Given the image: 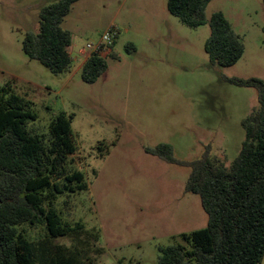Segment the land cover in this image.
I'll list each match as a JSON object with an SVG mask.
<instances>
[{
  "label": "rangeland",
  "instance_id": "rangeland-1",
  "mask_svg": "<svg viewBox=\"0 0 264 264\" xmlns=\"http://www.w3.org/2000/svg\"><path fill=\"white\" fill-rule=\"evenodd\" d=\"M54 1L0 0V85L29 101L37 119L28 127L35 132L47 134L62 112L73 116L77 150L65 172H82L89 185L57 197L73 231L54 243L75 248L85 264H157L160 246L183 242L182 233L207 226L208 214L201 197L185 191L190 167L145 147L171 144L187 162L207 145L226 165L238 156L242 123L259 94L227 78L264 81V2L208 4V20L222 11L245 45L242 58L223 67L205 50L209 23L186 25L168 10V0H80L63 22L72 34V68L54 74L22 48L26 33L39 29L41 8ZM111 28L114 42L102 54L108 68L87 83V44ZM25 228L32 239L46 235L43 227Z\"/></svg>",
  "mask_w": 264,
  "mask_h": 264
},
{
  "label": "trees",
  "instance_id": "trees-1",
  "mask_svg": "<svg viewBox=\"0 0 264 264\" xmlns=\"http://www.w3.org/2000/svg\"><path fill=\"white\" fill-rule=\"evenodd\" d=\"M78 1L56 0L44 5L39 13L38 31L27 32L22 42L28 57L54 74L69 71L73 65L72 34L63 22ZM210 1L168 0L167 8L192 28L209 23L211 32L205 50L213 64L230 67L242 58L245 45L222 11H216L208 20L206 9ZM107 68L105 57L93 52L83 64L82 78L94 83ZM227 80L255 87L259 94L258 106L242 123L245 139L230 165L213 157L210 145L201 157L188 162L175 157L171 144L145 147L148 154L190 167L185 191L198 194L208 214L207 226L182 233L183 242L160 246L157 264L261 263L264 81L256 77ZM72 118L62 112L51 122L47 134L35 132L28 127L37 119L29 101L9 86L0 85V264H85L75 248L54 243V239L73 231L56 208L57 197L89 188L82 172H65L77 150ZM105 145L99 144L101 154ZM53 174L60 179L54 181ZM25 226L43 227L46 235L32 239Z\"/></svg>",
  "mask_w": 264,
  "mask_h": 264
},
{
  "label": "built area",
  "instance_id": "built-area-1",
  "mask_svg": "<svg viewBox=\"0 0 264 264\" xmlns=\"http://www.w3.org/2000/svg\"><path fill=\"white\" fill-rule=\"evenodd\" d=\"M114 29H109L106 31L98 43H88L87 48L89 49V55L93 52L103 54L104 51L109 50L110 46L113 44L115 39Z\"/></svg>",
  "mask_w": 264,
  "mask_h": 264
},
{
  "label": "crops",
  "instance_id": "crops-1",
  "mask_svg": "<svg viewBox=\"0 0 264 264\" xmlns=\"http://www.w3.org/2000/svg\"><path fill=\"white\" fill-rule=\"evenodd\" d=\"M78 2H79V1H78ZM76 3H77V2H76ZM76 3H75V4H76ZM88 53H89V52H88ZM88 53L86 54V57H88V55H89ZM86 57L84 56V59H82V63H84V62L86 61Z\"/></svg>",
  "mask_w": 264,
  "mask_h": 264
},
{
  "label": "water",
  "instance_id": "water-1",
  "mask_svg": "<svg viewBox=\"0 0 264 264\" xmlns=\"http://www.w3.org/2000/svg\"><path fill=\"white\" fill-rule=\"evenodd\" d=\"M260 264H264V254H263V257H262V260H261Z\"/></svg>",
  "mask_w": 264,
  "mask_h": 264
}]
</instances>
